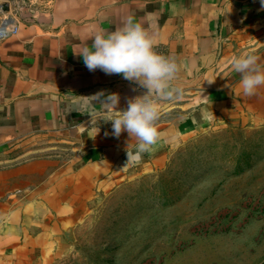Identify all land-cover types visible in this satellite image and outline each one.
I'll use <instances>...</instances> for the list:
<instances>
[{
  "label": "crops",
  "instance_id": "0c3cea01",
  "mask_svg": "<svg viewBox=\"0 0 264 264\" xmlns=\"http://www.w3.org/2000/svg\"><path fill=\"white\" fill-rule=\"evenodd\" d=\"M27 7L15 19L18 32L0 40V264L56 251L99 184L160 155L175 133L228 118L243 96L228 63L233 55L254 51L264 65L259 0H46ZM128 16L152 35L155 51L176 60L174 86L182 89L178 99L157 101L159 139L131 162L127 147L136 139L127 132L115 138L108 120L146 90L118 74L90 72L75 54L91 46L96 31H113ZM101 92L100 99L119 96L116 108L99 103ZM48 145L68 147L64 164Z\"/></svg>",
  "mask_w": 264,
  "mask_h": 264
},
{
  "label": "rangeland",
  "instance_id": "374dc122",
  "mask_svg": "<svg viewBox=\"0 0 264 264\" xmlns=\"http://www.w3.org/2000/svg\"><path fill=\"white\" fill-rule=\"evenodd\" d=\"M44 2L0 0V24ZM47 149L64 164L68 147ZM158 153L99 184L63 246L26 264H264V86Z\"/></svg>",
  "mask_w": 264,
  "mask_h": 264
},
{
  "label": "clouds",
  "instance_id": "9594fccd",
  "mask_svg": "<svg viewBox=\"0 0 264 264\" xmlns=\"http://www.w3.org/2000/svg\"><path fill=\"white\" fill-rule=\"evenodd\" d=\"M259 3L264 9V0H259ZM75 54L82 58L90 72L99 69L106 75L118 74L146 90L143 95L130 99L127 108L119 111V115L108 120L112 122L115 138L127 132L131 139H136L134 148L130 150L127 147V156L129 162L139 160L159 139L155 124L162 109L157 101L182 96V89L174 86L179 72L178 63L174 58L155 51L152 35L133 16H128L122 26L113 31H96L91 38V46H85ZM228 63L240 76L239 87L244 96H253L264 86V65L258 62L254 51L233 55ZM101 97H104L103 92L96 96L99 103L113 108L119 103V96L115 93ZM90 116L93 120L96 114Z\"/></svg>",
  "mask_w": 264,
  "mask_h": 264
},
{
  "label": "built area",
  "instance_id": "2783aa9c",
  "mask_svg": "<svg viewBox=\"0 0 264 264\" xmlns=\"http://www.w3.org/2000/svg\"><path fill=\"white\" fill-rule=\"evenodd\" d=\"M0 27H2V29H0V40L9 36L10 34H15L18 32V26L16 25V20L9 17L5 18L2 21Z\"/></svg>",
  "mask_w": 264,
  "mask_h": 264
},
{
  "label": "water",
  "instance_id": "95a60500",
  "mask_svg": "<svg viewBox=\"0 0 264 264\" xmlns=\"http://www.w3.org/2000/svg\"><path fill=\"white\" fill-rule=\"evenodd\" d=\"M3 10H4V11H8V10H9V7L5 5V6L3 7Z\"/></svg>",
  "mask_w": 264,
  "mask_h": 264
}]
</instances>
